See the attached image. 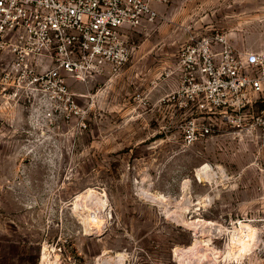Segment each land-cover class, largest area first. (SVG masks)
<instances>
[{
  "label": "rangeland",
  "instance_id": "1",
  "mask_svg": "<svg viewBox=\"0 0 264 264\" xmlns=\"http://www.w3.org/2000/svg\"><path fill=\"white\" fill-rule=\"evenodd\" d=\"M194 34L264 53V0H171L129 30L119 73L70 79L71 103L39 101L0 61V264H179L176 251L198 264L207 241L224 254L216 264H264V97L237 113L197 110L179 66ZM194 117L214 133L187 145ZM240 220L259 243L235 258Z\"/></svg>",
  "mask_w": 264,
  "mask_h": 264
},
{
  "label": "built area",
  "instance_id": "2",
  "mask_svg": "<svg viewBox=\"0 0 264 264\" xmlns=\"http://www.w3.org/2000/svg\"><path fill=\"white\" fill-rule=\"evenodd\" d=\"M171 0H0V61L5 77L33 86L39 101H68L70 79L117 74L130 61L131 29L155 23ZM180 59L190 98L204 115L254 109L264 97V53L233 50L225 36L192 35ZM188 75V76H187ZM57 110H50L53 116ZM230 120V117H228ZM255 125L264 134V108ZM196 117L183 126V142L214 133Z\"/></svg>",
  "mask_w": 264,
  "mask_h": 264
},
{
  "label": "bare ground",
  "instance_id": "3",
  "mask_svg": "<svg viewBox=\"0 0 264 264\" xmlns=\"http://www.w3.org/2000/svg\"><path fill=\"white\" fill-rule=\"evenodd\" d=\"M204 167L207 168L206 166H204ZM205 168H200V170L198 169L197 174H198L199 177H201V174H202L201 173V169H204L203 171H205ZM103 205H105V204L102 201L101 206L103 207ZM201 222H202V220H198L196 223L199 224ZM203 222H204V220H203ZM206 223L207 224H212V225L214 224L213 222H209V221L206 222ZM197 224L195 226H198ZM188 226L191 227L192 224L191 225H188ZM193 229H196L195 231H198L196 227H193ZM98 232L99 231H98V228L97 227L91 228V231H89V233H92V234H97ZM234 232H237V233L234 235V237L232 239L233 240V243L230 244V248L233 250V252H232L233 254L232 255L235 258L236 257H240V256H242L244 254H247V252H250L251 249L252 248L254 249L255 248L254 246H256V244L259 243L258 242V240H259V238H258L259 234L257 236V229L252 224H250L248 222H243V221L240 220L239 221V225H234ZM206 239H208V238H206ZM196 245H200L199 244V241H197L195 243V246ZM219 251L220 250H216L215 248L211 247L210 246V243L207 241L206 242V247L204 248V250L197 251V252H200L198 264H204V263H207L208 264V262H210L209 264H216V263L220 262L222 259H224V254H220L221 251L220 252ZM49 255H50V250L47 247V245L45 244L43 246L42 250H41V259H42V261L44 263H46V261H47V263L50 262ZM175 255L177 257V260H178L179 264H187L188 263V260L186 258H183V259L181 258L182 257V254L179 251H176L175 252ZM126 258H127V256L125 257V259Z\"/></svg>",
  "mask_w": 264,
  "mask_h": 264
}]
</instances>
